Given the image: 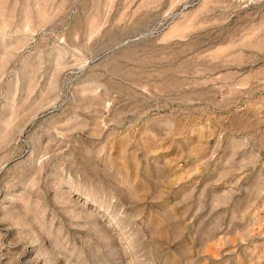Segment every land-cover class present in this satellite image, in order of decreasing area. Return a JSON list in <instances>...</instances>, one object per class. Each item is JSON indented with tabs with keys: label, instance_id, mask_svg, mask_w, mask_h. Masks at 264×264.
Returning <instances> with one entry per match:
<instances>
[{
	"label": "rangeland",
	"instance_id": "374dc122",
	"mask_svg": "<svg viewBox=\"0 0 264 264\" xmlns=\"http://www.w3.org/2000/svg\"><path fill=\"white\" fill-rule=\"evenodd\" d=\"M0 264H264V0H0Z\"/></svg>",
	"mask_w": 264,
	"mask_h": 264
}]
</instances>
